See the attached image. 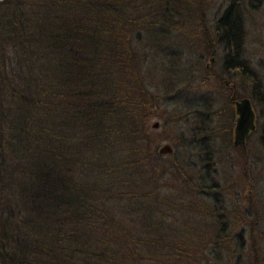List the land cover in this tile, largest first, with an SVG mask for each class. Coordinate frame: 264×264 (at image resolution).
<instances>
[{
	"label": "trees",
	"instance_id": "1",
	"mask_svg": "<svg viewBox=\"0 0 264 264\" xmlns=\"http://www.w3.org/2000/svg\"><path fill=\"white\" fill-rule=\"evenodd\" d=\"M184 5L198 13L199 0H0V264H264L257 211L228 209L214 177L210 99L184 100L173 122L196 123L156 152L153 106L194 87L167 41ZM214 31L218 75L245 74L237 97L260 100L240 0Z\"/></svg>",
	"mask_w": 264,
	"mask_h": 264
},
{
	"label": "rangeland",
	"instance_id": "2",
	"mask_svg": "<svg viewBox=\"0 0 264 264\" xmlns=\"http://www.w3.org/2000/svg\"><path fill=\"white\" fill-rule=\"evenodd\" d=\"M250 1L252 5L249 4V0H240L246 28L244 57L249 61L250 70L260 82V92L264 93V0ZM227 4L228 0H199L198 13L192 9V5L187 7L184 5L179 25L168 34L167 41L173 49L181 52L178 80H185L191 72L194 87L189 88V94L186 91L175 101L159 99V103L153 106V117L149 119L148 125L150 126L153 121L158 122V127L154 129L156 136L160 138L157 144L171 143L170 138L179 136L180 133L185 135L186 128H191L196 123L191 115L182 120L185 123L181 120L174 123L171 113L174 110L188 111L184 102L187 98L194 101L202 97L209 98L208 108L212 113L207 117V128L216 134L212 137L214 177L223 189L228 209L235 210L237 204L250 201L258 214L257 230L261 231L264 228V97L260 96V100L249 97L256 115L255 129L246 137L245 152L240 156L232 147L235 113L229 98H238V93L249 95L252 80L235 70L228 74L222 73L221 77L218 75L223 52L217 41L214 22ZM142 49L149 52L148 56L153 52V49L147 47ZM152 54L148 57L149 60L157 62ZM154 65L148 67L150 76L159 80V70ZM205 68L210 71V76L204 74ZM202 77L205 78L206 84L199 86ZM223 82L227 89L223 87ZM166 115L170 120L164 118ZM177 147L181 153L188 155L193 166L198 163L197 157L194 156L195 150L187 149L180 143Z\"/></svg>",
	"mask_w": 264,
	"mask_h": 264
},
{
	"label": "water",
	"instance_id": "3",
	"mask_svg": "<svg viewBox=\"0 0 264 264\" xmlns=\"http://www.w3.org/2000/svg\"><path fill=\"white\" fill-rule=\"evenodd\" d=\"M212 61V58L210 59ZM235 121L232 131V145L244 146L247 135L254 130V114L248 97H241L234 102ZM151 128H157L158 122L153 121ZM156 152L160 155L170 154L172 146L168 142H162L157 145Z\"/></svg>",
	"mask_w": 264,
	"mask_h": 264
},
{
	"label": "flooded vegetation",
	"instance_id": "4",
	"mask_svg": "<svg viewBox=\"0 0 264 264\" xmlns=\"http://www.w3.org/2000/svg\"><path fill=\"white\" fill-rule=\"evenodd\" d=\"M206 67H207V65H206ZM239 98H241V97H238V98H229V100H230L231 103H232L233 108H234V102H235V100H238ZM248 98H249V97H248ZM249 100H250V98H249ZM250 104H251V108H252V111H253V114H254V128H255L256 115H255L254 108L252 107L251 100H250ZM234 113H235V109H234ZM235 117H236V114H235ZM235 117H234V121H235ZM233 128H234V125H233ZM251 132H252V131H251ZM247 136H248V135H247Z\"/></svg>",
	"mask_w": 264,
	"mask_h": 264
}]
</instances>
